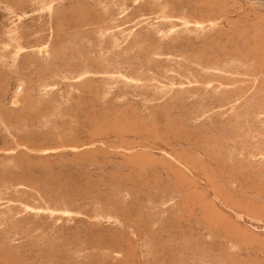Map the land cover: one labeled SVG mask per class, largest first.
<instances>
[{"label": "rangeland", "instance_id": "obj_1", "mask_svg": "<svg viewBox=\"0 0 264 264\" xmlns=\"http://www.w3.org/2000/svg\"><path fill=\"white\" fill-rule=\"evenodd\" d=\"M0 264H264V0H0Z\"/></svg>", "mask_w": 264, "mask_h": 264}]
</instances>
